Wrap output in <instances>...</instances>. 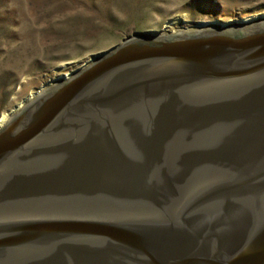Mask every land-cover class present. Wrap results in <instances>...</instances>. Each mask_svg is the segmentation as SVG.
<instances>
[{"label":"water","instance_id":"water-1","mask_svg":"<svg viewBox=\"0 0 264 264\" xmlns=\"http://www.w3.org/2000/svg\"><path fill=\"white\" fill-rule=\"evenodd\" d=\"M0 127V264H264V15L136 31Z\"/></svg>","mask_w":264,"mask_h":264},{"label":"rangeland","instance_id":"rangeland-1","mask_svg":"<svg viewBox=\"0 0 264 264\" xmlns=\"http://www.w3.org/2000/svg\"><path fill=\"white\" fill-rule=\"evenodd\" d=\"M263 15L264 0H0V119L136 31Z\"/></svg>","mask_w":264,"mask_h":264},{"label":"bare ground","instance_id":"bare-ground-1","mask_svg":"<svg viewBox=\"0 0 264 264\" xmlns=\"http://www.w3.org/2000/svg\"><path fill=\"white\" fill-rule=\"evenodd\" d=\"M251 18V17H250ZM169 30V29H168ZM93 59V56H91V59L90 60H88V61H86L85 63H83V64H81V66L80 67H82V66H84V65H86L88 62H90L91 60ZM71 73L72 72H68V73H65L64 74V76L65 77H67V76H71ZM49 83V82H48ZM31 98V97H30ZM22 104V103H21ZM20 104V105H21ZM17 109V108H16ZM16 109H14L12 112L11 111H9V112H6L4 115H3V117H2V119H0V125L2 126L7 120H8V118L10 117V115H11V113H13ZM11 112V113H10ZM9 113H10V115H9ZM9 115V116H8ZM8 117V118H7ZM6 118H7V120H6ZM6 120V121H5ZM5 121V122H4ZM0 126V127H1Z\"/></svg>","mask_w":264,"mask_h":264}]
</instances>
